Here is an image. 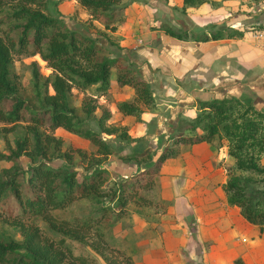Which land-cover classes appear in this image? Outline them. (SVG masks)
<instances>
[{"label": "trees", "instance_id": "trees-1", "mask_svg": "<svg viewBox=\"0 0 264 264\" xmlns=\"http://www.w3.org/2000/svg\"><path fill=\"white\" fill-rule=\"evenodd\" d=\"M7 1L0 0V11ZM78 1L92 17L101 18L105 27L115 29V23H109L106 19L114 12L107 16L104 12L119 0ZM205 1L182 0V3ZM40 3L43 8L46 7L45 0H11V11L0 17V22H11L9 28L0 26L3 32L0 34V120L5 124H15L21 120L29 133V136H16L13 146L7 142V151L0 149V159L17 164L19 161L22 164V156L29 160L25 167L21 165L11 171L2 169L0 172L1 210L23 235L21 240L0 238V264H97L94 256L74 252L67 237L83 239L86 232L97 230L95 226L108 219L112 212L115 213L113 221L117 220L124 214L131 197L142 188L153 185L162 162L177 155L181 145L212 142L216 136L227 140V151L234 158V163L228 166V177L223 185L227 201L237 205L241 214L262 230L264 164L260 159L264 154V110L248 99L235 96L198 98L197 111L185 126L194 132L184 133L178 127L174 133L166 136L165 144L156 156L150 146L120 155L122 159H147L146 162L151 164L122 176L113 187H108L112 189L108 198L116 202L114 205L101 206L95 213L74 215L70 221L62 219L63 226L57 225V218L52 215L57 209L85 196L107 197L108 189L102 184L109 170L98 163H91L84 169L86 172L78 177V170L74 168L52 165L45 156L50 144L59 147L62 138L46 129L63 127L87 138L103 156L111 154L112 150L102 133H117L121 140H133L125 127L118 132L117 125L107 123L111 115L107 106L96 99H88L87 94L83 93L86 118L95 115V108H101L96 119L99 129L87 125L72 104V88L84 92L93 87L95 96L106 98L111 90L110 78L114 72L117 86L128 85L134 89L132 98L119 101L116 107L125 114L135 115L138 120L141 119L140 104L153 102V89L134 61L127 60L123 53L102 54L98 35L69 27L61 16L46 13L39 6ZM224 28L209 32L210 35H197L193 39L224 37ZM10 29H14L15 34ZM163 30L179 39L186 38L185 31H177L169 25L164 24ZM242 34V30L232 28L226 36ZM20 54L39 55L52 69L51 74L44 75L37 62L31 61L32 99L19 92L17 82L11 77L12 60ZM197 128L202 130L196 132ZM77 151L82 152L81 149ZM39 217L48 222L51 230L62 235L50 234L44 226L33 222V218ZM100 242L93 243L98 251ZM120 256L122 258L119 260L112 261L111 258V264H133L129 255L121 253Z\"/></svg>", "mask_w": 264, "mask_h": 264}, {"label": "rangeland", "instance_id": "rangeland-1", "mask_svg": "<svg viewBox=\"0 0 264 264\" xmlns=\"http://www.w3.org/2000/svg\"><path fill=\"white\" fill-rule=\"evenodd\" d=\"M10 2L11 0L3 5L0 11V17H4L3 15H5L6 12L11 11L12 4H10ZM45 4V8L42 7L41 3L39 6L48 14L61 16L69 27L83 33L98 35L99 42L102 44L100 49L102 54L123 53L127 60L130 62L134 61L140 66L141 73L144 77H148L150 82L152 73H155L151 83L152 89L155 92L154 100L159 101L157 113L168 108V104L174 105L176 103L175 100L181 99V102L186 101V97H189L190 94L188 93L190 88L195 85L192 84L194 82H190L188 77L182 75L186 72L182 70V66H179V62L176 61V58L172 57L175 56L172 44L173 40L170 34H167V32L163 30L164 24L173 27L177 31H185V37L188 40H190L189 38L194 40L193 38L197 35L203 36L223 27H225L223 32L224 37H227L226 33L232 28L242 30V35L233 36H237L235 37L236 39L240 37L237 39V41L240 40V42L231 40L220 42V45L226 48L224 57H229L230 55L227 54V51H229L232 44L234 46H253L249 32L257 25L264 22V16L263 18L261 16L264 15V0H239L238 3H234L235 5L228 2V0H207L202 3L186 5H183L182 0H119L117 3L113 4L111 9L104 12L106 16L114 12L112 16L106 18L109 23H115L114 30L105 27L101 18L92 17L89 10L81 5L78 0H45ZM220 6H224L226 10L230 7L229 11L234 13L233 17L245 18L247 21L241 23L237 20L231 21L230 24H226L227 18L224 17L226 16L224 13L222 14V19L215 21L212 14L215 13L214 11H217ZM10 25L11 22H7V20L0 22L1 27L9 28ZM147 28H149V30H155V33L158 34L156 37L158 38L153 42V47L147 49L148 54L146 55L148 56L146 58L139 57L141 60L137 61L132 57L130 50L133 49L132 45H135V42L139 39L145 41L144 33ZM10 30L15 34L14 29ZM2 33L0 29V34ZM106 38L109 41H107ZM197 45H204V43L200 42L197 43ZM139 46L140 45H136V47ZM197 52L196 49L192 52L193 57L198 58V56H204L207 59L210 58L208 54H200ZM229 59L232 63L235 61L240 63L237 59ZM32 60L37 62L41 73L44 75L52 73V69L39 55H16L11 65V77L17 82L19 92L30 99H32V89L30 85V63ZM226 60L227 58L221 59V64L224 65L225 63L223 62H226ZM167 65H169V67ZM110 79L112 86L106 98L103 96H95L93 87L88 88L84 92L72 88V104L78 115L83 118L87 125L94 129H99L96 119L101 113V108H95V115L86 118L82 104L83 93L87 94L86 96L88 99H96L98 103L107 106L111 111L107 123L117 125L119 129L118 132L122 129L121 127H125L130 136L133 137V140L129 142L121 140L117 133H102V137L107 141L108 147L112 150L111 154L103 156V154L99 153L97 146L91 140L76 135L63 127H57L53 130L46 129V131L61 137L62 143L59 147H54L53 144H50V149L45 156V159L52 165H64L78 170V177H81V175L86 172L84 169L89 167L91 163H98L100 166L107 167L109 172L106 174L104 183L102 184L106 189H108L109 186L113 187L122 176L129 175L131 172L151 164V162H146L147 159L140 161L122 159L120 157L121 154L130 153L133 150H141L146 146H150L154 149L156 156L164 146L166 136L172 133H168L166 130L161 131L162 133H157L158 131L156 129L153 133L149 128L150 125H153L152 122L146 121V123L141 126L138 125L137 122L139 120L136 119L135 115L132 114L130 118H127L128 116L124 115V113L116 107V104L121 100L131 99L134 90L131 87H117L114 80V72H112ZM175 82L178 84L176 88H174ZM223 90L224 91L215 93L218 95L225 94L226 92V94H230L228 88L224 87ZM229 96H231V94ZM192 99V102H189V105L192 103L191 106H193L197 98ZM163 100L165 102H163ZM155 105V103L147 104L150 108H154ZM140 106H145V104H140ZM190 108L183 105V111L180 112H183V118L179 121L178 127H180L179 129L184 133L195 131L185 127L188 122H190L189 113H193L194 115V112L197 111L196 109L192 111ZM125 122L127 123L125 124ZM201 130V128H197L196 132ZM26 135L29 136L25 122L20 120L15 124H5L0 120L1 150L7 151V142L13 146L16 136L23 137ZM212 142L221 145L227 143V140L222 136H216ZM29 147L31 146L29 145ZM78 149H81L82 152L79 153L77 151ZM181 149L182 148H180L179 153ZM28 161V158L25 156L21 157L22 164L20 161L17 164L11 160L0 159V172L2 169L11 171L13 168L21 167V165L25 167ZM260 161L264 164V154ZM243 173L253 176L257 175L251 172ZM145 189L148 188H142L135 196L129 199L124 214L117 220L113 221L115 213L112 212L108 219L103 220L99 226H95L97 230L86 232L83 239L70 236L67 237V242H69L74 252H83L94 256L97 260V264H111V258H113L112 261L122 258V256H120L121 253L129 255L133 260L132 252H136L135 250L137 247L135 245V240L138 236V231L135 229L133 223L134 213L135 211L141 212L139 207L142 206V204L145 205L148 203L149 205L152 203L149 198L143 196L142 193H145ZM111 193L112 189H108L107 197L100 198L95 195H90L75 199L64 208L57 209L52 215L57 218V225L63 226V224H61L63 222L61 221L62 219L70 221L74 215L95 213L101 206L114 205L116 202L114 200L110 201L108 198ZM154 203V207L153 204L150 207L157 209L165 208V203L161 201H156ZM33 222L44 226L50 234L59 233L62 235L60 232L51 230L48 222L40 217L33 218ZM26 223H29V221H26ZM9 237L21 240L23 235L19 227L5 217L0 206V238L7 239ZM100 240L98 251L93 247V243H97ZM103 240L106 244L103 243Z\"/></svg>", "mask_w": 264, "mask_h": 264}, {"label": "crops", "instance_id": "crops-1", "mask_svg": "<svg viewBox=\"0 0 264 264\" xmlns=\"http://www.w3.org/2000/svg\"><path fill=\"white\" fill-rule=\"evenodd\" d=\"M238 1L228 0L231 4ZM229 8L226 10L220 6L212 14L213 19H222L224 13L226 24L237 20L241 23L247 21L245 18L233 17L234 13ZM261 16L263 18L264 15ZM155 32L147 28L145 41L139 39L132 45L130 53L135 60L140 61L139 57L148 56L147 49L153 47V42L158 38ZM233 36L208 40L171 36L175 53L172 57L186 72L182 75L195 85L190 88L186 101L175 100L174 105L168 104V108L158 113L159 101L154 100L153 90L152 103L156 105L154 108L141 106L138 125L152 122L149 128L153 133L155 129L157 133L164 130L174 133L183 118V112L180 113L183 105L190 108L192 98L205 99L231 94L248 99L264 110V51L254 45L232 44L227 51L230 56L224 57L226 48L220 42H240L237 41L240 37L236 39L237 36ZM200 42L204 45H197ZM195 49L197 53L208 54L210 58L193 57ZM226 58L225 64H221V59ZM229 58L237 59L240 63H232ZM154 75L152 73L151 82ZM146 78L152 87L149 78ZM177 85L175 82L174 88ZM224 87L228 88L230 94L215 93L224 91ZM197 99L190 108L192 111L197 110ZM124 115L127 118L132 116ZM189 115V119L194 116L193 113ZM181 148L179 154L162 162L155 182L142 193L152 203L142 204L139 207L141 212L134 213L133 223L138 236L135 240L136 252H132L133 264H264V226L259 230L258 224L248 221L237 205L227 201L223 185L228 177V166L234 163V158L228 153L226 143L220 145L201 141L181 145ZM156 201L165 203V208H153ZM152 204L153 207H150Z\"/></svg>", "mask_w": 264, "mask_h": 264}, {"label": "built area", "instance_id": "built-area-1", "mask_svg": "<svg viewBox=\"0 0 264 264\" xmlns=\"http://www.w3.org/2000/svg\"><path fill=\"white\" fill-rule=\"evenodd\" d=\"M249 35L252 39L253 45L264 51V22L253 28L249 32Z\"/></svg>", "mask_w": 264, "mask_h": 264}]
</instances>
